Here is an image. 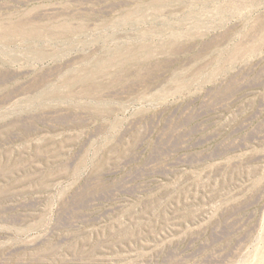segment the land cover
<instances>
[{
    "label": "rangeland",
    "instance_id": "374dc122",
    "mask_svg": "<svg viewBox=\"0 0 264 264\" xmlns=\"http://www.w3.org/2000/svg\"><path fill=\"white\" fill-rule=\"evenodd\" d=\"M0 264H264V0H0Z\"/></svg>",
    "mask_w": 264,
    "mask_h": 264
}]
</instances>
